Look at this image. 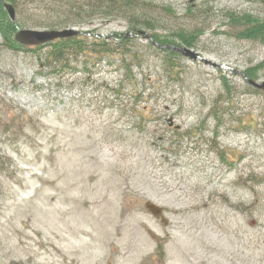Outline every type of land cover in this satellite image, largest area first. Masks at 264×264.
Masks as SVG:
<instances>
[{"label":"rangeland","instance_id":"374dc122","mask_svg":"<svg viewBox=\"0 0 264 264\" xmlns=\"http://www.w3.org/2000/svg\"><path fill=\"white\" fill-rule=\"evenodd\" d=\"M149 1L154 32H193L186 47L221 67L181 55L169 74L135 37V93L118 58L50 62L0 29V264H264V90L242 75L264 80V43L235 19L264 20V1ZM75 27L132 35L125 19Z\"/></svg>","mask_w":264,"mask_h":264},{"label":"trees","instance_id":"16d2710c","mask_svg":"<svg viewBox=\"0 0 264 264\" xmlns=\"http://www.w3.org/2000/svg\"><path fill=\"white\" fill-rule=\"evenodd\" d=\"M11 2L17 8L18 27L34 28V29H63L73 26H84L85 23L95 22L102 19L106 21H116V19H125L129 23V32L139 35L138 31L146 29L151 31L153 41L166 46L182 45L192 47L195 45L193 32L191 34L186 31H178L171 36L163 35L154 32L158 28L159 22L151 16L149 10H152V3L149 0H6ZM264 1V0H263ZM171 12V9L165 8ZM4 18V17H3ZM0 17V29L7 31L4 34L5 43L9 49L16 51L34 50L19 44L14 35L18 28L10 18L3 19ZM234 18V17H233ZM237 22L248 25L239 33V37L244 39H260L264 43V20L255 18L251 15H246L240 19L235 18ZM89 35H79L73 38H63L53 43L42 44L36 49L49 47L51 50L46 54L45 59L50 62H58L70 64L72 59L75 62L82 60V65L95 64L94 60L108 57L111 60H116L119 63V68L124 72V77L127 78V83L134 86L133 91L138 92L139 85L134 84L136 76L134 74L135 67L142 66L143 56L136 50L135 37L132 35L117 33L111 34L104 38L98 33L88 31ZM149 46H155L150 40ZM160 50V49H156ZM160 53L164 54V63L169 74L173 71L179 72V64L174 63L173 59L181 58L179 53L170 49H161ZM118 56V57H116ZM115 61V62H116ZM121 66V67H120ZM119 69V70H120ZM248 79L256 80V73L252 68L245 71ZM225 80V79H224ZM247 82V81H246ZM226 87L228 83L225 84ZM131 86V87H132ZM143 94H134L136 99L144 100ZM150 94L147 96L150 98ZM145 98V101L148 99ZM144 106H142L143 108Z\"/></svg>","mask_w":264,"mask_h":264},{"label":"water","instance_id":"95a60500","mask_svg":"<svg viewBox=\"0 0 264 264\" xmlns=\"http://www.w3.org/2000/svg\"><path fill=\"white\" fill-rule=\"evenodd\" d=\"M3 1V5L6 8L7 14L15 24V26H18V17L16 13V8L13 6L11 2H7L5 0ZM139 34L145 35L146 39L152 40L151 34L146 33L145 31H138ZM86 32L79 28H63V29H34V28H18L17 32L14 35V38L19 44L24 45L25 47H31V46H38L42 44L47 43H53L56 40H60L63 38H73L74 36H85ZM129 34V33H128ZM137 36V35H136ZM154 44H156L160 49L161 48H167L170 50H174L183 56L191 59L192 61H201L202 63H206L209 65H212L213 67H221V65L217 64L216 62H212L205 57L203 58L200 52L195 51L194 49H190L186 46L177 47L175 45H160L157 44L155 41H153ZM244 79L253 86L254 88L258 90H264V80L262 82H257L253 79H248L247 75L245 73H242ZM169 126H175L176 128H179L178 125H174V119L169 118L168 120ZM146 209L151 213V215L155 216L156 218H162L164 224H168V219L164 215V208L158 204H155L154 202L148 200L146 201L145 205Z\"/></svg>","mask_w":264,"mask_h":264},{"label":"bare ground","instance_id":"6f19581e","mask_svg":"<svg viewBox=\"0 0 264 264\" xmlns=\"http://www.w3.org/2000/svg\"><path fill=\"white\" fill-rule=\"evenodd\" d=\"M11 21H12V20H11ZM74 27H75V26H73V27H67V28H74ZM16 28H22V27H18V26H17ZM85 32H86L85 35H89L87 30H86ZM131 34H132V33H131ZM132 35H134V37H138V35L136 36V34H132Z\"/></svg>","mask_w":264,"mask_h":264},{"label":"flooded vegetation","instance_id":"af4514ba","mask_svg":"<svg viewBox=\"0 0 264 264\" xmlns=\"http://www.w3.org/2000/svg\"><path fill=\"white\" fill-rule=\"evenodd\" d=\"M158 220H160V219H158Z\"/></svg>","mask_w":264,"mask_h":264}]
</instances>
